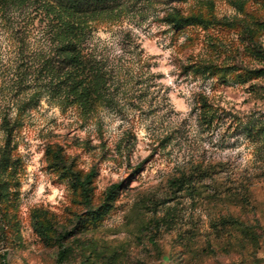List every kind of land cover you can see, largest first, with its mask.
I'll return each mask as SVG.
<instances>
[{"label": "rangeland", "instance_id": "374dc122", "mask_svg": "<svg viewBox=\"0 0 264 264\" xmlns=\"http://www.w3.org/2000/svg\"><path fill=\"white\" fill-rule=\"evenodd\" d=\"M92 42L112 103L11 107L0 264H264V0H122ZM62 166L93 171L88 203Z\"/></svg>", "mask_w": 264, "mask_h": 264}, {"label": "trees", "instance_id": "16d2710c", "mask_svg": "<svg viewBox=\"0 0 264 264\" xmlns=\"http://www.w3.org/2000/svg\"><path fill=\"white\" fill-rule=\"evenodd\" d=\"M121 1L0 0V26L19 63L0 80L1 168L8 164L12 127L17 124L11 107L19 114L43 94L61 107L74 106L88 115L113 102L111 88L120 79V68L109 65L107 56L92 42V30L95 23L110 18ZM26 90L30 91L18 97ZM261 131L264 137V120ZM60 170L76 197L88 203L93 171L81 175L71 167ZM183 182L190 179L181 175L173 184ZM118 188V183L111 184L105 198L110 199Z\"/></svg>", "mask_w": 264, "mask_h": 264}]
</instances>
